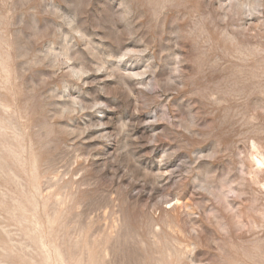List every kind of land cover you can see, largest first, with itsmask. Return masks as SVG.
I'll list each match as a JSON object with an SVG mask.
<instances>
[{"label":"rangeland","instance_id":"374dc122","mask_svg":"<svg viewBox=\"0 0 264 264\" xmlns=\"http://www.w3.org/2000/svg\"><path fill=\"white\" fill-rule=\"evenodd\" d=\"M0 264H264V0H0Z\"/></svg>","mask_w":264,"mask_h":264}]
</instances>
